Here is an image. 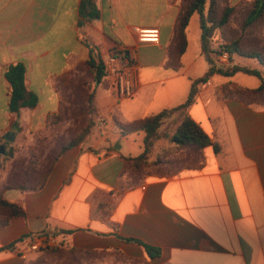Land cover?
<instances>
[{
  "label": "crops",
  "instance_id": "crops-1",
  "mask_svg": "<svg viewBox=\"0 0 264 264\" xmlns=\"http://www.w3.org/2000/svg\"><path fill=\"white\" fill-rule=\"evenodd\" d=\"M219 1L222 8L238 6V14L253 0ZM184 2L97 0L100 19L83 23L82 0H0V145L9 133L16 137L15 147L32 145L48 118L60 112V81L93 58L105 62L114 50L126 52L136 63L138 85L130 99L93 86L92 133L64 152L42 189L11 186L1 156L0 199L25 214L0 225V264H28L35 259L28 241L57 232H70L56 238L67 247L109 251L100 264H264V104L223 99L221 88L229 79L218 76L201 87L187 111L213 138L218 154L208 147L200 168L151 173L137 183L123 175L124 158L144 152L146 134L124 135L120 126L182 105L192 81L208 71L201 29L197 51L187 56L198 15L188 28V48L179 60L183 67L171 68L178 63ZM153 28L160 30V42H141L139 30ZM16 64L26 67L27 95L39 99L19 117L9 109L6 78ZM97 116L105 118V131ZM174 117L180 123L183 116ZM17 121L19 130L13 128ZM17 155L18 150L11 160ZM143 244L159 249L160 256L151 258Z\"/></svg>",
  "mask_w": 264,
  "mask_h": 264
},
{
  "label": "trees",
  "instance_id": "trees-1",
  "mask_svg": "<svg viewBox=\"0 0 264 264\" xmlns=\"http://www.w3.org/2000/svg\"><path fill=\"white\" fill-rule=\"evenodd\" d=\"M238 6L233 7L226 5L221 7L219 0H185L183 8L179 16V56L178 63L172 65L171 68L178 71L183 66L179 63L182 55L186 52L189 44L188 40V28L190 26L191 19L194 15H198L200 29H201V47L202 52L209 64L208 71L200 78L192 81V87L188 99L182 105L165 110L157 115L148 116L130 126H120L124 135H129L137 132H144L145 137V150L138 157H125L123 175H128L131 171H140L144 167L150 164L152 158L153 149L158 140L161 139L160 130L164 122L176 114H180L182 117L176 131L172 136V143L178 148H189L197 153H202L206 148L213 147L215 154L220 152V149L216 143L213 142V138L206 133L203 127L195 122L189 115H187L188 109L195 103L200 88L207 85L213 78L222 76L230 81L225 83L221 88V95L223 99H228L232 96L240 98H249L248 96L263 95L264 94V52L258 50L247 51L243 46L244 32H252L254 27L260 24H264V0H253L251 8L245 11V16L241 22V36L240 38H234L230 36L228 31L229 24L235 14L238 12ZM81 17L83 23L92 22L100 19L101 11L97 5V0H82L81 3ZM248 33V32H247ZM218 48H224L231 54V60L233 65L226 68L217 64L216 55ZM242 58L250 61L254 65H243L241 63L234 64V58ZM245 74L248 76L256 77L260 85L256 89L242 88L232 81L237 74ZM106 75V66L102 58L91 59L86 65L81 66L76 72H73L65 76L59 84L58 93L61 97L60 112L56 115H52L48 118L47 127L45 130L39 132L35 136V149L31 154V169L32 173L38 174L39 178L36 180H18L11 181V186L18 187L24 191H36L42 189L51 174L55 164L64 154L65 151L80 145L86 138L92 133L94 128L93 116L96 113L94 100L95 91L94 85H103L108 88V84L103 80ZM6 78L11 84L10 90V104L9 109L11 113L20 116L23 108H35L38 105L39 99L36 94L27 95L26 87V67L23 64L11 65L7 72ZM76 96V103L81 105V113L79 118L76 119L80 127V130L72 134L70 139L61 144L60 149L57 150L55 156L50 161L46 170L43 171V157L47 149L52 145L50 139L58 138L62 134V130L66 122L69 119V111L72 105V98ZM249 104H260L257 102L246 101ZM13 128L19 130L18 121L13 124ZM16 155V150L12 149L8 154V159H13ZM16 176V175H15ZM29 176L26 174V177ZM13 179V178H12ZM137 183V182H133ZM24 211L15 204H11L0 199V225H8L13 216H23ZM69 234L70 232H57L56 236L63 234ZM44 234V233H42ZM23 238L21 241H23ZM126 242L139 243L135 239L121 238ZM140 244V243H139ZM148 255L151 258L159 257L161 251L159 249L144 245ZM14 245L9 246L13 248ZM66 249V250H64ZM60 251L61 253H69L72 255H85L94 256L98 260H105L109 251H84L77 250L75 248L67 247L61 242L51 248L42 249L38 253ZM104 262V261H103ZM28 264H37L36 260L30 261Z\"/></svg>",
  "mask_w": 264,
  "mask_h": 264
},
{
  "label": "rangeland",
  "instance_id": "rangeland-1",
  "mask_svg": "<svg viewBox=\"0 0 264 264\" xmlns=\"http://www.w3.org/2000/svg\"><path fill=\"white\" fill-rule=\"evenodd\" d=\"M245 16V11H240L234 19H232L231 26L229 27V35L234 36V38H240V28L242 19ZM255 30L252 32L247 31L242 34L244 36L240 39H243L244 48L249 50H258L264 52V24L257 25L254 27ZM190 49L188 51V58L194 56L195 52L199 47V37H200V28L198 22V16H194L191 27H190ZM240 60L234 58V64H237ZM220 80H226L224 78H219ZM233 81L240 85L241 87L248 88H256L259 85V80L256 77L248 76L245 74H237ZM249 98H240L236 96H232L228 99L238 98L242 102L246 103V101L250 102H259L260 104H264V94L263 95H255L248 96ZM76 96L72 98V105H70L71 109L69 111V121L65 123L64 128L62 130V134L56 138L50 139L52 145L49 149L46 150L43 157V171H45L47 166L49 165L52 158L55 156V153L58 149H60L61 144L68 141L70 139L69 136L78 132L80 127L85 126L86 124L80 126L76 119L79 118L81 113V105L76 103ZM181 117L180 114H176ZM174 115V116H176ZM172 116L168 118L161 130V139L158 140L153 149L152 158L150 160V164L144 167L140 171H131L127 176L131 179V182H139V180L146 175L151 173H159V174H167L172 175L183 169H198L202 166L204 161L203 152L197 153L192 149L187 148H178L176 145L172 143V136L176 131L179 125L178 117ZM8 135V134H7ZM6 138H3L1 143L6 144L8 146V152L11 153L12 149L18 150L17 158L12 161L8 159L7 154L2 155L4 158V167L3 171H8V176L10 181L14 180L15 182L18 177V180H36L39 178L38 174L32 173L31 167V154L35 149V141L32 145H29L27 148L21 149V147H15L14 143L16 142V137L13 141H8ZM33 150V151H31ZM2 164V163H1ZM2 169V165L0 166ZM26 174L29 176L26 177ZM16 175V176H15ZM13 178V179H12ZM22 181V180H21ZM66 250V249H64ZM37 264H100L105 261L103 258L98 260L94 256H85L81 254L72 255L69 253H61L60 251L49 252V253H38L35 252V259Z\"/></svg>",
  "mask_w": 264,
  "mask_h": 264
},
{
  "label": "built area",
  "instance_id": "built-area-1",
  "mask_svg": "<svg viewBox=\"0 0 264 264\" xmlns=\"http://www.w3.org/2000/svg\"><path fill=\"white\" fill-rule=\"evenodd\" d=\"M139 38L141 42L156 44L160 42L161 32L157 28L139 30ZM216 61L218 65L226 68L233 65L231 54L224 48H218ZM105 66L106 75L103 80L108 84V88L114 92L118 99L133 98L138 88L135 61L127 56L126 52L114 50L108 55L105 61ZM96 119L101 124V131H105V118L97 116ZM56 238L61 237L38 236L37 238L28 241V245L32 251L38 252L42 249L51 248L63 242L62 239L58 242Z\"/></svg>",
  "mask_w": 264,
  "mask_h": 264
},
{
  "label": "water",
  "instance_id": "water-1",
  "mask_svg": "<svg viewBox=\"0 0 264 264\" xmlns=\"http://www.w3.org/2000/svg\"><path fill=\"white\" fill-rule=\"evenodd\" d=\"M15 139V135L13 133H9L7 135L8 141H13ZM8 153V146L6 144L0 145V165H1V156L6 155Z\"/></svg>",
  "mask_w": 264,
  "mask_h": 264
}]
</instances>
